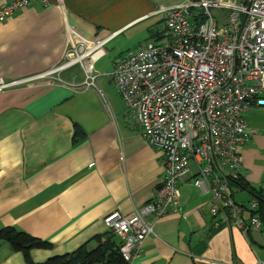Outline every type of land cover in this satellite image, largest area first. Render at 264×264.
Listing matches in <instances>:
<instances>
[{
    "label": "crops",
    "instance_id": "crops-1",
    "mask_svg": "<svg viewBox=\"0 0 264 264\" xmlns=\"http://www.w3.org/2000/svg\"><path fill=\"white\" fill-rule=\"evenodd\" d=\"M11 1L0 0V7ZM187 1L49 0L45 6L35 0L0 24V81L41 75L59 65L67 26L87 41L122 43L127 51L114 61V70L121 57L160 40L163 11ZM107 53L97 55L94 67ZM71 70L55 74L66 84L0 90V230L14 227L52 244L31 251L35 264L89 242L94 247L93 239L109 232L105 217L115 211L133 215L154 199L164 177L161 152L144 140L108 78L113 70L103 69L97 88L90 90L78 88L83 78L71 77ZM242 116L254 131L240 147L242 173L264 194V106L253 105ZM179 184L180 210L149 219L154 234L131 264H264L261 228L249 238L237 227L215 224L210 195L194 188L191 175ZM232 192L237 204L254 199L237 187ZM243 218L247 222L250 212ZM0 264L28 263L0 241Z\"/></svg>",
    "mask_w": 264,
    "mask_h": 264
},
{
    "label": "built area",
    "instance_id": "built-area-1",
    "mask_svg": "<svg viewBox=\"0 0 264 264\" xmlns=\"http://www.w3.org/2000/svg\"><path fill=\"white\" fill-rule=\"evenodd\" d=\"M35 0H12L0 7V24ZM48 5L49 0H38ZM211 9L220 11L222 24ZM162 38L121 57L108 75L131 111L144 140L162 155L164 177L154 199L129 217L118 211L105 217L121 241L127 264L138 258L154 234L151 217L176 214L180 181L192 176L194 188L211 197L215 224L246 233L259 230L258 201L235 203L230 182L246 178L240 147L253 134L243 113L264 106V0H188L165 9ZM63 60L52 70L17 81H0V90L34 82L66 84L55 74L79 68L81 90L96 88V57L110 39L87 41L67 26Z\"/></svg>",
    "mask_w": 264,
    "mask_h": 264
},
{
    "label": "trees",
    "instance_id": "trees-1",
    "mask_svg": "<svg viewBox=\"0 0 264 264\" xmlns=\"http://www.w3.org/2000/svg\"><path fill=\"white\" fill-rule=\"evenodd\" d=\"M76 131L78 137L81 131L78 127H76ZM229 186L231 190L237 187L250 192L254 200L258 201V210L255 212L250 211V219L257 216L262 226L260 231H264V194L250 187L244 179L230 182ZM252 231V229H248L245 233L246 236L250 238ZM0 241L7 243L12 251L22 253L28 264H35L30 257L32 250L52 249V244L45 241L42 242V240L36 239L14 227L2 228L0 230ZM93 242H95L94 247H91L89 242L74 253L51 258L42 264H127L120 253L121 242L118 241L116 234L113 232L109 231L98 235L93 239Z\"/></svg>",
    "mask_w": 264,
    "mask_h": 264
},
{
    "label": "rangeland",
    "instance_id": "rangeland-1",
    "mask_svg": "<svg viewBox=\"0 0 264 264\" xmlns=\"http://www.w3.org/2000/svg\"><path fill=\"white\" fill-rule=\"evenodd\" d=\"M210 12L218 20V22L220 24H222L223 20L221 18L220 11L217 9H211ZM150 42H148V43H150ZM148 43L143 45V47L147 46ZM105 49L108 51L107 56L102 58L99 62H97L96 66L94 67V76L96 78H98V77L102 78L103 77L104 73H101V71L103 69H108V71L113 70L112 65H113L114 61L121 55V53L127 51L126 47H124L122 43H118V42L108 44L107 46H105ZM76 74L78 75V77L81 76L79 78H83L82 71L79 70L78 68H75V69L70 71L71 77L76 75ZM96 88H97V84H96ZM235 197L239 201L238 194L235 195Z\"/></svg>",
    "mask_w": 264,
    "mask_h": 264
}]
</instances>
